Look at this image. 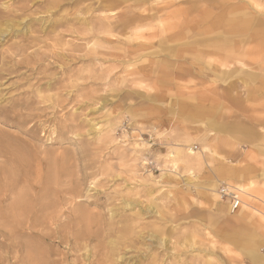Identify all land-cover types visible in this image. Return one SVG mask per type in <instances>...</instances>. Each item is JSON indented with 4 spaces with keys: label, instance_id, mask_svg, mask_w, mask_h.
I'll list each match as a JSON object with an SVG mask.
<instances>
[{
    "label": "rangeland",
    "instance_id": "obj_1",
    "mask_svg": "<svg viewBox=\"0 0 264 264\" xmlns=\"http://www.w3.org/2000/svg\"><path fill=\"white\" fill-rule=\"evenodd\" d=\"M256 1L0 0V264H264Z\"/></svg>",
    "mask_w": 264,
    "mask_h": 264
},
{
    "label": "bare ground",
    "instance_id": "obj_2",
    "mask_svg": "<svg viewBox=\"0 0 264 264\" xmlns=\"http://www.w3.org/2000/svg\"><path fill=\"white\" fill-rule=\"evenodd\" d=\"M248 1L249 2H253V3L257 2L256 0H248ZM186 155H187V153H186ZM174 164H176V163H174ZM250 169L248 167H246V166L245 167H243V166L240 167V165H239V166H235L234 168L225 167V168H223V170H221V173L222 174L224 173L226 178L228 177V178L235 179V180H238V181L245 180V181H243V183H241L240 185L237 184L236 186H235V184L233 185V184L228 183L234 189V193L237 195V197L241 198L240 206L234 211L231 210V208H230L231 205L228 202V200H226V199L222 200V198H220V196L218 194V191H217L219 185L216 188V195H217L218 200L221 203L225 201V205H226V208H227L229 213H235L237 211H238V213L241 212V208L242 207H249L252 204V199L255 198V196L251 193V191L254 192L253 187L255 186V182L253 180H250L249 177H248L250 175V173H251ZM209 185H211V187L209 188V190L211 192L212 190H214V183L211 182ZM243 234L244 233H242V232H241V234L240 233L239 234L238 233L235 234V235H237L239 237V240H238L239 242H237L238 243L237 245L238 246H241V245L242 246H246L248 248V250H250L253 254H256V251H255L256 247L251 242H246L243 239L244 238ZM235 239H236V237H235ZM62 241L63 240L60 239L59 242H57L56 244L59 246Z\"/></svg>",
    "mask_w": 264,
    "mask_h": 264
},
{
    "label": "built area",
    "instance_id": "obj_3",
    "mask_svg": "<svg viewBox=\"0 0 264 264\" xmlns=\"http://www.w3.org/2000/svg\"><path fill=\"white\" fill-rule=\"evenodd\" d=\"M217 191L222 200H228L232 211L236 210L240 206L241 198L237 197L234 193V189L227 182L223 181L220 183Z\"/></svg>",
    "mask_w": 264,
    "mask_h": 264
},
{
    "label": "crops",
    "instance_id": "obj_4",
    "mask_svg": "<svg viewBox=\"0 0 264 264\" xmlns=\"http://www.w3.org/2000/svg\"><path fill=\"white\" fill-rule=\"evenodd\" d=\"M171 37H174V35L171 34ZM169 50H170V49H169ZM175 50H177V49H175ZM181 50H183V49H181ZM233 185H234V184H233ZM235 186H236V185H235Z\"/></svg>",
    "mask_w": 264,
    "mask_h": 264
}]
</instances>
